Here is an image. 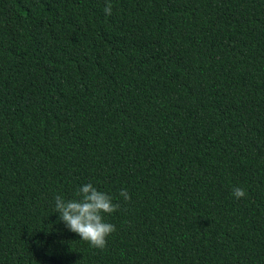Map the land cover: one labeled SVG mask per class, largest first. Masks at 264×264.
<instances>
[{"label": "trees", "instance_id": "obj_1", "mask_svg": "<svg viewBox=\"0 0 264 264\" xmlns=\"http://www.w3.org/2000/svg\"><path fill=\"white\" fill-rule=\"evenodd\" d=\"M110 2L0 0V264H264V0Z\"/></svg>", "mask_w": 264, "mask_h": 264}, {"label": "clouds", "instance_id": "obj_2", "mask_svg": "<svg viewBox=\"0 0 264 264\" xmlns=\"http://www.w3.org/2000/svg\"><path fill=\"white\" fill-rule=\"evenodd\" d=\"M103 11L105 15L112 14L110 0H105ZM232 195L236 199H240L246 193L243 188L235 187L232 190ZM120 196L125 201L130 199L126 190H121ZM54 203V212L59 214L58 220L93 248H105L107 237L116 231L115 225L106 222L104 217L106 214L110 215L116 212L120 207L119 204L114 203L113 197L98 190L91 183L79 187L72 199L56 195Z\"/></svg>", "mask_w": 264, "mask_h": 264}]
</instances>
